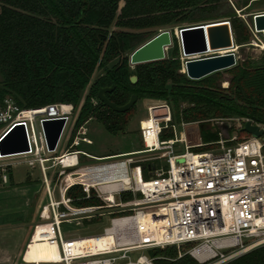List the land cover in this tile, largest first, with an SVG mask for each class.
<instances>
[{
	"label": "built area",
	"instance_id": "1",
	"mask_svg": "<svg viewBox=\"0 0 264 264\" xmlns=\"http://www.w3.org/2000/svg\"><path fill=\"white\" fill-rule=\"evenodd\" d=\"M261 1L264 0H222L231 17L188 26L178 32L216 22H226L231 29L232 18L245 21L244 17H249L251 24L245 26L255 36L259 32L255 31L253 20L263 13L247 11L252 3ZM175 35L180 72L186 76L184 62L189 57L185 55L184 61L180 35L177 36V31ZM262 42L264 37L257 43ZM257 43L253 41L255 46ZM233 44L236 50L234 37ZM222 87L227 88L228 84ZM73 113L74 107L68 104L29 109L18 105L10 95L0 96V142L15 128L23 130L26 140L23 152L3 153L0 146V186L11 181L16 165L38 170L47 202L39 208L29 242L41 227L39 235L56 244L61 256L58 262L50 264H153L147 251L165 247H175L178 258L187 254L197 264H227L264 246V134L255 138L241 131L246 122H251L264 132L263 124L237 117L177 124L172 122L170 106L156 102L147 108L145 120L149 124L139 123L142 150L95 158L64 148L56 155L68 124L71 125L65 139L67 147H77L80 142L91 144L84 125L73 135L77 118ZM59 120L64 122L63 127L55 148L49 150L43 124ZM203 124L217 126L216 140L204 143L202 136L197 135L194 143L189 144L187 127ZM167 132L171 137L161 139ZM203 147H207L203 152L194 151ZM67 157L74 159L69 164L75 165L64 167L61 161ZM82 158L97 162L120 160L80 166ZM83 170H89L84 177L79 173ZM73 174L76 175L69 179ZM48 182L59 183L56 190L59 200L54 199V190ZM72 186H80L85 198L92 196L101 205L75 207L67 196ZM103 215L110 217L109 226L102 234L90 237L109 236L111 244L107 247L76 250L73 241L79 237H62L61 224H79L81 220ZM184 245L190 246L186 253L180 251Z\"/></svg>",
	"mask_w": 264,
	"mask_h": 264
},
{
	"label": "trees",
	"instance_id": "2",
	"mask_svg": "<svg viewBox=\"0 0 264 264\" xmlns=\"http://www.w3.org/2000/svg\"><path fill=\"white\" fill-rule=\"evenodd\" d=\"M221 4L222 0H0V96L10 95L29 109L48 104L76 108L99 70L103 74L88 88L73 135L91 118L110 134L123 131L135 106L124 113L105 108L97 93L111 86L114 89L105 96L114 105H124L133 94L138 100L163 101L171 108L173 123L237 117L264 125V52L258 64L245 60L227 69V88L221 87L219 73L198 81L182 74L175 41L169 58L130 70L126 54L145 38L134 31L216 21L225 17L218 13ZM230 24L235 44L248 43L251 33L245 24L237 18ZM131 76H136L135 84ZM197 135L204 143L216 140L215 134L198 130L187 133L188 143L193 144ZM170 137L169 132L161 135ZM67 196L75 207L101 205L92 196L85 198L80 186H72ZM93 219L98 218L88 220ZM186 247L190 246L180 251ZM147 255L153 264H197L187 254L178 258L175 247L152 248ZM227 264H264V246Z\"/></svg>",
	"mask_w": 264,
	"mask_h": 264
},
{
	"label": "rangeland",
	"instance_id": "3",
	"mask_svg": "<svg viewBox=\"0 0 264 264\" xmlns=\"http://www.w3.org/2000/svg\"><path fill=\"white\" fill-rule=\"evenodd\" d=\"M122 3H120V6ZM218 13L223 14V16H230L231 12L228 8L222 3L218 8ZM248 14L255 13H264V1L254 2L251 4ZM220 18L216 21H221ZM245 21H242L244 24H251V19L244 17ZM201 23L195 22L192 24H183L178 26H173V29L167 28L171 34V45L165 49V59L169 58L171 51L173 49L174 41L178 43V40L175 35V31L183 29L188 26H195ZM161 31V30H160ZM135 33L145 34V38L138 43L130 52L126 54L129 58V55L137 47L154 37L159 31L155 30H143V31H134ZM254 42L263 41V35L261 34H251V39L248 43L238 46L237 49H233L229 52H234L235 54V65L242 63L245 60H249L254 64L260 62V58L264 50V42L262 45L257 46L253 45ZM219 53H212L202 57L214 56ZM181 61V59H180ZM185 61V59H184ZM111 65H109L110 67ZM135 67V66H134ZM134 67H131L130 70H133ZM226 70L217 72L222 76V84L227 82V75L225 74ZM102 71H95L93 74L88 87L83 91L81 96V101L79 105L74 108L73 116H77L79 107L81 106L84 97L88 93L89 86L101 75ZM216 74V73H214ZM223 88V87H222ZM94 104L97 101L92 100ZM163 102L155 100H138L133 109V113L128 123L124 127L123 131L118 134L108 133L103 125L98 122L96 119L91 118L85 124L84 128L86 129V137L91 140V144L87 145L80 142L79 146L70 148L65 144L66 134L69 130L71 124H68L66 128L65 135L61 140L59 149L56 155H59L66 148L68 151H81L95 158L108 157L113 155H120L129 152L140 151L143 149L142 139L139 131V123L145 121L147 118V108L152 103ZM76 118V117H75ZM217 126L206 127L205 131L209 134H215L217 132ZM180 151L182 147L179 146ZM12 159V160H16ZM120 160H106V161H94L92 159L82 158L80 161V166H88L93 164H102L109 161ZM40 181V174L37 169H30L26 165H16L12 168L11 181L6 186H0V264H26L25 262V253L28 250V245L30 244L29 238L33 230L34 224L38 220V212L41 205L47 202L45 197V186ZM50 183V188L53 189V197L57 201L59 200L58 192L56 191L59 183L58 182H48ZM109 216L103 215L98 219L93 220H81L79 224L75 222L61 224V234L64 239L67 238H80L88 236H96L102 234L103 229L109 226ZM33 234V233H32ZM185 253L189 250L188 247L185 249ZM183 252V251H182ZM137 255L133 254L135 257ZM24 262V263H22ZM28 264V262H27Z\"/></svg>",
	"mask_w": 264,
	"mask_h": 264
},
{
	"label": "water",
	"instance_id": "4",
	"mask_svg": "<svg viewBox=\"0 0 264 264\" xmlns=\"http://www.w3.org/2000/svg\"><path fill=\"white\" fill-rule=\"evenodd\" d=\"M254 29L257 32L264 31V13L256 15L253 20ZM181 54L185 57H191L196 54L215 53L219 50L233 49V36L228 23L216 22L205 24L190 30H182ZM171 45V34L168 30L159 31L154 37L137 47L131 52L128 58V64L131 67L147 64L165 59V49ZM235 56L229 52L223 56H211L203 59H190L184 62V71L189 80L198 81L214 73L230 69L235 66ZM131 84L137 81L136 76L129 78ZM114 86L102 88L97 93V100L105 107L116 113L128 112L132 109L138 98L137 95H131L129 100L122 106H116L110 102L105 94L111 92ZM63 121H50L43 124L46 141L49 150H53L59 138ZM213 124H203L201 126H189L187 132H197L205 130L206 127ZM243 133L249 134L255 138L261 137L264 132L257 126L246 122L242 127ZM3 153L23 152L26 151V140L23 130L15 128L0 142Z\"/></svg>",
	"mask_w": 264,
	"mask_h": 264
},
{
	"label": "bare ground",
	"instance_id": "5",
	"mask_svg": "<svg viewBox=\"0 0 264 264\" xmlns=\"http://www.w3.org/2000/svg\"><path fill=\"white\" fill-rule=\"evenodd\" d=\"M259 34H262L264 37V31L259 32ZM179 32L177 30V36L179 37ZM264 49V46H263ZM233 50V49H232ZM231 49H227V50H219L215 53H219L218 55H214V56H223L226 55L228 53V51H232ZM212 54L210 52H208L206 55ZM205 55H194L192 57H189L188 60L190 59H203V58H207V57H202ZM211 57V56H208ZM185 59V57H184ZM149 123L147 122V120L143 121V125H148ZM62 164L64 165V167H69V166H73L75 164L70 165V162H74V159H71L69 157H67V159L63 158L62 159ZM89 170H83V171H79V173L82 174V176L84 177L85 175H87V172ZM92 171V170H91ZM76 174L71 175V177L69 179L72 180V176H74ZM84 184H88V182H84ZM41 227H38L36 229V232L34 234L33 240L30 242V244L28 245V251H27V259L26 261L28 262V264H50L52 262H58L61 258L60 254H59V249L56 246V244H50V242L45 241V239H43L42 235H39V231L41 230ZM108 244H111L110 238L109 236H105V235H101L99 237H82L79 239H76L73 241V247L76 250H89V251H96L97 249H103L105 247H107ZM27 264V263H26Z\"/></svg>",
	"mask_w": 264,
	"mask_h": 264
},
{
	"label": "crops",
	"instance_id": "6",
	"mask_svg": "<svg viewBox=\"0 0 264 264\" xmlns=\"http://www.w3.org/2000/svg\"><path fill=\"white\" fill-rule=\"evenodd\" d=\"M90 140V139H89ZM91 141V140H90ZM130 153V152H129ZM28 249V248H27ZM28 251V250H27ZM27 251L25 253V262L27 263L26 259H27Z\"/></svg>",
	"mask_w": 264,
	"mask_h": 264
}]
</instances>
